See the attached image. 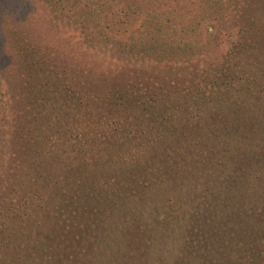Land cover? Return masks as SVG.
<instances>
[{
	"label": "trees",
	"instance_id": "obj_1",
	"mask_svg": "<svg viewBox=\"0 0 264 264\" xmlns=\"http://www.w3.org/2000/svg\"><path fill=\"white\" fill-rule=\"evenodd\" d=\"M39 1L51 39L0 0V264H264V0Z\"/></svg>",
	"mask_w": 264,
	"mask_h": 264
},
{
	"label": "rangeland",
	"instance_id": "obj_2",
	"mask_svg": "<svg viewBox=\"0 0 264 264\" xmlns=\"http://www.w3.org/2000/svg\"><path fill=\"white\" fill-rule=\"evenodd\" d=\"M3 4L7 9L15 11L16 15L23 16L25 19L23 24L29 27L28 30L33 35L41 36L44 40L56 37L57 31L48 23L44 7L39 0H3ZM9 33L0 23V78L7 93L9 115H11L15 111L20 66L15 58L14 45Z\"/></svg>",
	"mask_w": 264,
	"mask_h": 264
}]
</instances>
